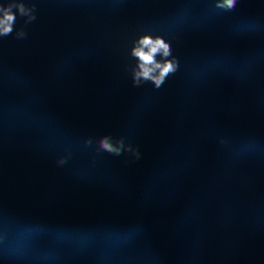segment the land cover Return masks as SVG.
Instances as JSON below:
<instances>
[{
    "label": "trees",
    "instance_id": "1",
    "mask_svg": "<svg viewBox=\"0 0 264 264\" xmlns=\"http://www.w3.org/2000/svg\"><path fill=\"white\" fill-rule=\"evenodd\" d=\"M53 1L22 10L0 0V85L13 87L2 109L24 144L0 145V263L62 264L71 251L91 264H170L172 256L214 264V247L182 214L162 215L165 177L151 174L165 163L184 172L183 144L191 154L214 151L215 126L199 111L207 97L258 89L264 13L251 17L233 0L197 18L208 0ZM117 115L113 135L100 140L95 127ZM68 125L90 138L71 145ZM36 138L39 153L26 148ZM235 144L226 185L253 235L264 236V135L240 133ZM76 159L88 166L77 174L82 186L109 199L116 220L99 217L89 196L57 193ZM13 197L32 199L26 216L14 214ZM77 206L87 223L68 221Z\"/></svg>",
    "mask_w": 264,
    "mask_h": 264
},
{
    "label": "rangeland",
    "instance_id": "2",
    "mask_svg": "<svg viewBox=\"0 0 264 264\" xmlns=\"http://www.w3.org/2000/svg\"><path fill=\"white\" fill-rule=\"evenodd\" d=\"M10 4L22 9L30 10L42 5L54 4L53 0H6ZM209 3L196 8L194 17L197 18L200 11L216 7L222 0H208ZM239 7L251 17H258L264 13V0H233ZM103 7L106 6L102 2ZM233 9V7H232ZM235 20L240 19L236 12L232 13ZM214 84H219L214 80ZM13 87L10 84L0 85V145H24L17 137V127L13 120L6 117L2 106L11 102ZM221 110V117L212 120V112ZM199 111L204 113L215 126L216 148L215 161H206L198 158V153L191 154L186 144L179 148V156L185 161L184 172L177 166L160 164L151 174H162L165 177L166 195L162 215H171L177 212L181 215L184 226L193 234L203 239L206 245H212L215 249L214 264H264V236L253 235L252 228L248 227L241 215L240 199L235 190L226 185L225 165L229 159L226 156L225 147L220 144V139H228V151L237 152L235 137L240 133L256 132L264 135V79L260 82L255 92L245 93L240 91L224 92L220 95L207 97ZM108 119L97 125L96 135L100 140H105L113 135L116 130V119ZM226 131L222 133L221 129ZM66 136L69 143L76 146L83 139L90 138L87 129L76 125H68ZM225 136V137H224ZM233 145V146H232ZM26 148L40 152L39 139H34ZM222 161V163H220ZM206 165L210 174L214 177L211 192H204L201 175ZM88 166L81 159L68 162L64 171L59 175L57 193L63 196L79 194L82 197L89 196L98 206L99 217L116 220L113 203L92 189L82 186L77 174L87 170ZM194 178H199L202 183L194 190L189 188L184 195L176 196L178 181L184 185L191 184ZM264 190V183L260 185ZM32 199L11 198L10 207L15 215L24 217L31 206ZM213 204L225 213V220L209 218L202 209L201 204ZM191 209V210H190ZM68 221L74 223H87L86 212L81 206L75 207L68 215ZM105 224H100L93 232L97 235L106 229ZM3 264V263H0ZM62 264H91L86 254L75 255L71 251L64 253ZM170 264H180L176 256L170 257Z\"/></svg>",
    "mask_w": 264,
    "mask_h": 264
},
{
    "label": "built area",
    "instance_id": "3",
    "mask_svg": "<svg viewBox=\"0 0 264 264\" xmlns=\"http://www.w3.org/2000/svg\"><path fill=\"white\" fill-rule=\"evenodd\" d=\"M221 117V110L220 109H215L212 112V120L216 121ZM220 144L222 147H225V140L220 139ZM215 152L213 151L212 153H206V152H198V158L202 161H206L205 163H209V161H215ZM222 163V161H220ZM204 177V181H202L199 178H194L189 185H184L181 181H178L179 184L177 186V192L176 196L184 195V193L191 188L192 190L196 189L199 185V183H202L203 186V191L204 192H211L212 191V185L214 183V177L210 174L208 168L206 166L204 167L202 174ZM201 209L203 213L208 216L209 218H216L220 220H225L226 216L224 211L218 209L213 202L211 204H205L202 202L201 204Z\"/></svg>",
    "mask_w": 264,
    "mask_h": 264
},
{
    "label": "crops",
    "instance_id": "4",
    "mask_svg": "<svg viewBox=\"0 0 264 264\" xmlns=\"http://www.w3.org/2000/svg\"><path fill=\"white\" fill-rule=\"evenodd\" d=\"M221 131H222V133L224 132V131H226V129L225 128H223V129H221ZM225 137V136H224ZM233 141H235V139L233 140ZM233 146V145H232ZM227 147V148H226ZM225 148V150L223 149L222 151H226V156H228V154H229V151H228V146H226ZM215 148H216V145L214 146V150H215ZM198 153V152H197ZM206 166V165H205ZM207 167L209 168V163H207Z\"/></svg>",
    "mask_w": 264,
    "mask_h": 264
},
{
    "label": "bare ground",
    "instance_id": "5",
    "mask_svg": "<svg viewBox=\"0 0 264 264\" xmlns=\"http://www.w3.org/2000/svg\"><path fill=\"white\" fill-rule=\"evenodd\" d=\"M225 140V145H228V139H224Z\"/></svg>",
    "mask_w": 264,
    "mask_h": 264
}]
</instances>
